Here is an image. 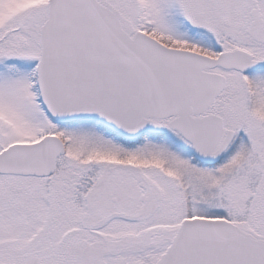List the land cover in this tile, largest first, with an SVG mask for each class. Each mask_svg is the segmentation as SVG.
<instances>
[{"label": "snow or ice", "instance_id": "snow-or-ice-1", "mask_svg": "<svg viewBox=\"0 0 264 264\" xmlns=\"http://www.w3.org/2000/svg\"><path fill=\"white\" fill-rule=\"evenodd\" d=\"M0 264H264V0H0Z\"/></svg>", "mask_w": 264, "mask_h": 264}]
</instances>
